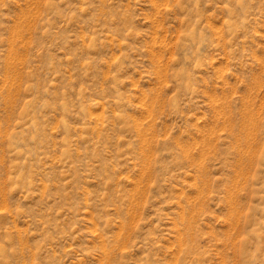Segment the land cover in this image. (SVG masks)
<instances>
[{"label":"rangeland","instance_id":"obj_1","mask_svg":"<svg viewBox=\"0 0 264 264\" xmlns=\"http://www.w3.org/2000/svg\"><path fill=\"white\" fill-rule=\"evenodd\" d=\"M0 264H264V0H0Z\"/></svg>","mask_w":264,"mask_h":264},{"label":"bare ground","instance_id":"obj_2","mask_svg":"<svg viewBox=\"0 0 264 264\" xmlns=\"http://www.w3.org/2000/svg\"><path fill=\"white\" fill-rule=\"evenodd\" d=\"M252 120H253V119H252ZM252 120H251V121H252Z\"/></svg>","mask_w":264,"mask_h":264}]
</instances>
